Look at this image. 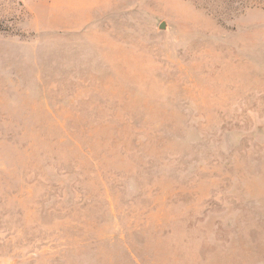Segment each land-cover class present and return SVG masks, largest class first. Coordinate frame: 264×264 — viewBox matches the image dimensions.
<instances>
[{
	"label": "rangeland",
	"instance_id": "1",
	"mask_svg": "<svg viewBox=\"0 0 264 264\" xmlns=\"http://www.w3.org/2000/svg\"><path fill=\"white\" fill-rule=\"evenodd\" d=\"M0 264H264V0H0Z\"/></svg>",
	"mask_w": 264,
	"mask_h": 264
}]
</instances>
